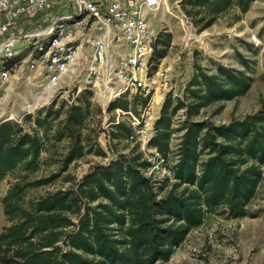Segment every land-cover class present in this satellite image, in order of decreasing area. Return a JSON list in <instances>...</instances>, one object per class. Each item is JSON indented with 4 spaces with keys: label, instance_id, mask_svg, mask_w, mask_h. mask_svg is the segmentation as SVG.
Masks as SVG:
<instances>
[{
    "label": "trees",
    "instance_id": "obj_1",
    "mask_svg": "<svg viewBox=\"0 0 264 264\" xmlns=\"http://www.w3.org/2000/svg\"><path fill=\"white\" fill-rule=\"evenodd\" d=\"M252 1L236 3L246 12ZM234 2L183 0L191 8L210 9L211 15L199 21H204L203 29ZM166 53V48H155L151 61L160 60ZM241 59L249 67V61ZM250 87V77L244 70L219 66L210 72L195 64L183 96L167 95L148 144L157 149L161 159L168 157L173 117L185 109L186 118L180 128L184 133L172 170L175 183L164 194L165 181H154L145 174L153 163L142 152L122 153L107 165L98 164L83 176L77 188L58 189L30 206L24 203V190L48 184L59 173L30 182L16 181L2 198L4 212L13 223L0 233V263L156 264L171 258L190 229L204 221L207 212L227 206L230 216L244 215L264 178V108L222 124L194 117L213 103L246 94ZM91 94L84 90L79 95L76 103L69 106L63 125L56 130L57 139L71 138V147L62 160L63 171L85 154L80 127ZM149 98H144V102ZM122 100L112 102L108 109L120 105L127 110L125 98ZM52 110L53 106L35 118L36 128L51 120ZM117 125L127 133L118 130L112 133L113 137L133 135L131 127ZM44 147L45 135L38 129L29 133L12 120L1 121L0 182L18 168L27 174L38 171L43 164ZM182 185L185 186L177 192Z\"/></svg>",
    "mask_w": 264,
    "mask_h": 264
},
{
    "label": "rangeland",
    "instance_id": "obj_2",
    "mask_svg": "<svg viewBox=\"0 0 264 264\" xmlns=\"http://www.w3.org/2000/svg\"><path fill=\"white\" fill-rule=\"evenodd\" d=\"M58 14L61 13L57 7L52 11H38L31 17H24L19 22L20 30L18 29L16 33L25 35L43 28ZM208 15L211 13L207 6L191 8L184 5L183 0H166L158 10L150 12L149 22L156 35L155 48L167 50L163 58L152 61L153 68L173 61L175 55L182 53V60L174 63L172 70L179 95L175 97L183 96L181 92L192 77L195 64L202 65L210 72L217 71L219 66L246 71L251 83L246 94L233 100L213 103L194 117L195 120H205L213 124L229 123L233 119H243L264 108V0H253L246 12L241 11L235 0L226 10L216 14L214 22L209 27L203 29L201 27L204 21H199ZM160 34L163 38H159ZM165 40L169 41L168 45H165ZM23 45L24 43H21L16 48ZM21 57H25V53ZM242 57L249 61V67L244 66ZM13 72V80L7 86L5 101L0 109V119L15 116L16 119L12 121L21 125L26 132L32 133L33 129H38L45 135V147L42 153L43 164L38 171L27 174L18 168L0 182V233L13 223L4 212L2 198L16 181L30 182L59 173L48 184L29 186L24 190V203L30 206L40 197L58 189L77 188L78 183L92 167L98 164L107 165L122 153L142 152L144 157L153 163L144 171L145 174L154 181H165L163 194L171 189L175 183L172 170L178 160V148L184 133L180 128L186 118L185 109H180L173 117L170 150L167 159L164 160L156 148H149L138 141L135 128L130 122V115H117L120 105L109 110L110 105L107 107L99 101L98 95L92 93L87 100L89 105L85 104L88 110L80 127L85 154L63 171L62 160L71 147V138L67 136L57 139L56 130L63 125L70 104L57 94L54 104L51 102L48 105H41L42 107L39 106L34 114H28L29 118L25 115L20 121L27 105L32 104L37 96L39 81L33 78L34 73L29 69H15ZM68 84L69 87H75L74 82L71 83L67 79L63 85ZM156 95L150 97L146 103L144 102L146 97L139 93L123 98L128 104V111L137 116L145 111L149 112V117L156 121L167 97L161 93ZM123 98L116 101L123 102ZM52 106L49 118L51 120L44 127L36 128L35 118L38 115L43 116ZM119 123L131 127L133 135L113 137L112 133L122 130L117 125ZM201 156L202 159L206 158L205 153ZM184 186H179L177 192ZM74 219L76 220V215ZM156 264H264V178L259 183L255 196L245 207L244 215L230 216L227 206H219L215 211L207 212L204 221L190 229L186 239L175 249L171 258L167 261H158Z\"/></svg>",
    "mask_w": 264,
    "mask_h": 264
},
{
    "label": "built area",
    "instance_id": "obj_3",
    "mask_svg": "<svg viewBox=\"0 0 264 264\" xmlns=\"http://www.w3.org/2000/svg\"><path fill=\"white\" fill-rule=\"evenodd\" d=\"M165 1L0 0V109L15 69H29L39 81L37 96L20 121L39 106L54 102L57 94L71 105L89 90L107 107L138 93L144 97L157 93L179 96L172 70L173 64L182 60V53L156 69L151 61L156 35L148 14ZM57 7L61 14L52 17L45 27L25 35L16 33L24 17ZM21 43L24 45L17 49ZM67 79L75 87L64 86ZM117 112L130 115L138 141L148 145L155 131L149 112L140 116L121 108ZM12 119L15 116L0 122Z\"/></svg>",
    "mask_w": 264,
    "mask_h": 264
},
{
    "label": "bare ground",
    "instance_id": "obj_4",
    "mask_svg": "<svg viewBox=\"0 0 264 264\" xmlns=\"http://www.w3.org/2000/svg\"><path fill=\"white\" fill-rule=\"evenodd\" d=\"M157 94H158V93H157ZM156 96H157V95H156ZM156 96H155V97H156ZM161 97H162V95H161Z\"/></svg>",
    "mask_w": 264,
    "mask_h": 264
}]
</instances>
